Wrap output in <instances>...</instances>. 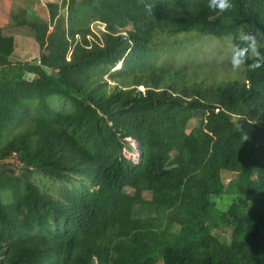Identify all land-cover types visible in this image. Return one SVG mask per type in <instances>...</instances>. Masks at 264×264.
I'll list each match as a JSON object with an SVG mask.
<instances>
[{
	"label": "trees",
	"instance_id": "16d2710c",
	"mask_svg": "<svg viewBox=\"0 0 264 264\" xmlns=\"http://www.w3.org/2000/svg\"><path fill=\"white\" fill-rule=\"evenodd\" d=\"M20 1L9 24L33 32L40 64L11 62L0 31V264H264V147L233 122L264 129V67L206 83L152 63L160 36L264 37V0L224 13L209 0H68L66 16L48 3V20ZM93 21L107 32L90 41ZM13 157L18 175L3 165ZM34 172L78 183L53 196Z\"/></svg>",
	"mask_w": 264,
	"mask_h": 264
},
{
	"label": "rangeland",
	"instance_id": "374dc122",
	"mask_svg": "<svg viewBox=\"0 0 264 264\" xmlns=\"http://www.w3.org/2000/svg\"><path fill=\"white\" fill-rule=\"evenodd\" d=\"M68 0H32L28 3L27 9L32 10L42 19L48 20V3H57L60 6V14L67 15ZM65 2V5H63ZM21 7V4L16 5L14 10ZM125 29V28H123ZM258 42L264 47V37L256 35ZM156 58L152 62L156 66L166 69L180 68L188 72L195 71L199 80L210 82H225V81H240L244 80V68L236 71L231 66L232 56L237 57V52L233 48L229 39H215L209 36H199L195 33L188 35H178L175 37H158L156 39ZM11 61H14L11 58ZM194 123H190L192 127ZM124 155L127 159L138 162L139 154L136 151L135 143L128 141L127 147L124 150ZM3 165L18 175L21 172V165L13 158L7 160ZM234 174L227 173L225 182L233 178ZM32 180L44 191L53 196H59L65 186H77L78 181L72 184L64 185L61 182L45 177L39 172H34ZM225 204V201L222 202ZM229 232L218 231L217 235L224 240L229 237Z\"/></svg>",
	"mask_w": 264,
	"mask_h": 264
},
{
	"label": "crops",
	"instance_id": "0c3cea01",
	"mask_svg": "<svg viewBox=\"0 0 264 264\" xmlns=\"http://www.w3.org/2000/svg\"><path fill=\"white\" fill-rule=\"evenodd\" d=\"M20 2V0H0V31L4 37H12L14 40V51L11 55L14 61L11 62H36L39 47L34 40L33 32L27 27H14L9 24L11 13Z\"/></svg>",
	"mask_w": 264,
	"mask_h": 264
},
{
	"label": "clouds",
	"instance_id": "9594fccd",
	"mask_svg": "<svg viewBox=\"0 0 264 264\" xmlns=\"http://www.w3.org/2000/svg\"><path fill=\"white\" fill-rule=\"evenodd\" d=\"M232 7L230 0H209V8L212 11H218L220 13L227 12ZM239 39L241 45H234L240 49L242 58L232 56L231 66L233 70L239 71L243 68H247L250 71H255L264 67V55L261 54L259 48L262 46L257 37L253 34L241 32ZM249 59L252 63H248Z\"/></svg>",
	"mask_w": 264,
	"mask_h": 264
},
{
	"label": "water",
	"instance_id": "95a60500",
	"mask_svg": "<svg viewBox=\"0 0 264 264\" xmlns=\"http://www.w3.org/2000/svg\"><path fill=\"white\" fill-rule=\"evenodd\" d=\"M119 68H121V64H119V67H117V69ZM233 122L236 123L239 131L247 140L253 141L256 147H264V129L242 118H234ZM134 143L136 151L139 154L138 144L137 142ZM95 264H98V262L96 261Z\"/></svg>",
	"mask_w": 264,
	"mask_h": 264
},
{
	"label": "built area",
	"instance_id": "2783aa9c",
	"mask_svg": "<svg viewBox=\"0 0 264 264\" xmlns=\"http://www.w3.org/2000/svg\"><path fill=\"white\" fill-rule=\"evenodd\" d=\"M89 30H90V35L87 36V39L90 40V41H94V37H97V38H101V34L102 33H106L107 29H106V24L100 22V21H93L90 23L89 25ZM80 42V37L76 36L75 37V42L70 46L69 48V51H68V54H67V59L69 60V57L72 53V50L74 48V46ZM36 63L39 65L40 64V61L37 60Z\"/></svg>",
	"mask_w": 264,
	"mask_h": 264
}]
</instances>
